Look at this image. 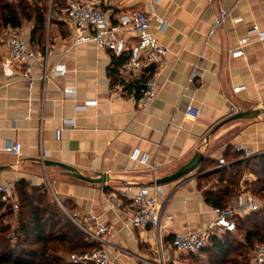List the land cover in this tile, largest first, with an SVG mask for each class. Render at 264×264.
I'll return each mask as SVG.
<instances>
[{
	"label": "crops",
	"instance_id": "0c3cea01",
	"mask_svg": "<svg viewBox=\"0 0 264 264\" xmlns=\"http://www.w3.org/2000/svg\"><path fill=\"white\" fill-rule=\"evenodd\" d=\"M69 1L57 0L56 8L50 6L45 39L32 41L33 25L29 22L20 28L37 55L49 46L45 82L42 64L34 68L33 85L10 77L20 68L10 60L7 41L11 28L0 34V182L26 180L32 186H47L72 212L97 216L100 223L110 226L105 234L107 248L118 264L154 263L160 250L168 264L240 261V253L246 250L243 236L231 238L238 231L228 234L215 228L213 238H229L233 245L218 248L212 241L197 254L177 252L172 241L176 234L210 229L217 208L207 203L205 191L217 183L218 170L229 168L232 156L238 155V162L250 159L238 148L251 149L255 154L251 158L264 154V41L251 31L253 26L264 31V0H81L105 10L113 22L124 13L139 10L155 13L168 23L167 30L161 32L153 21V33L166 47L167 56L158 77V96L145 110L129 98L112 97L117 83L125 84L126 96L138 95V80L120 73L119 59L127 57L116 58L94 43H75L78 32L65 18ZM221 10L228 18L212 33ZM247 35L251 40L244 47V56L233 58L232 52ZM119 36L128 47L138 38L132 29ZM58 66L65 69L64 74L55 72ZM145 76L146 72L141 78ZM240 86L245 89L235 93L234 88ZM88 99L99 103L78 110L77 106ZM190 105L201 111L199 117L186 116ZM249 109L263 113L255 119L230 120ZM64 119L75 124L64 128L58 140L56 129L62 127ZM14 142L20 145L21 156L4 150L6 144ZM135 148L150 154L157 179L177 172L196 151L205 155L196 171L157 189L162 203L169 198L164 209L174 217L168 231L158 233L130 222L134 213L131 195L154 184V172L131 159ZM41 157L70 165L89 177L106 174L107 186L77 179L60 167L44 166ZM220 158L228 165H220ZM208 160L216 161V166L210 164L201 172ZM209 178H214V183L207 188L204 181ZM256 179L246 171L238 195L228 207L243 209L246 194H252L245 182ZM129 189L128 195L125 192ZM239 213L240 219L247 215ZM252 256L250 250L249 264Z\"/></svg>",
	"mask_w": 264,
	"mask_h": 264
},
{
	"label": "built area",
	"instance_id": "2783aa9c",
	"mask_svg": "<svg viewBox=\"0 0 264 264\" xmlns=\"http://www.w3.org/2000/svg\"><path fill=\"white\" fill-rule=\"evenodd\" d=\"M52 3L53 0H50ZM65 18L68 24L78 32V37L75 43H94L98 48L111 52L114 57H127V60L122 64L120 73L123 77H134L138 80L140 93L126 96L125 84L117 83L114 86L113 98H129L136 102L141 110L147 109L158 96V77L166 63L167 49L162 45L158 37L153 33V21L159 24V30L165 32L168 28V23L161 16L155 13L148 14L143 11L134 10L120 15L116 22H113L109 14L97 7L96 5L81 1L71 0L68 2L65 10ZM228 13L221 10L219 15L215 16L212 33L220 28L227 20ZM238 19L236 22H239ZM132 29L137 34V41L131 46H127L125 39L119 36V33ZM252 32L257 34L260 41H264V31L258 26H253ZM250 36L247 35L241 39L240 46L232 52L233 58L244 56V47L250 43ZM9 47L10 60L18 70L11 73L13 79H21L29 85H33L36 77L34 76V68L37 64H42L44 73L42 81L47 79L46 63L50 54L49 46L46 45L44 52L37 55L35 50L30 46L25 38V33L22 29L11 28L7 41ZM56 73H65L63 67H56ZM146 72L145 78H141ZM245 89V86L234 88L237 93ZM97 99H88L82 105H78L77 109H86L87 107L97 106ZM201 111L190 105L187 108L186 116L190 119L199 117ZM74 120H63L62 127L56 129V138L61 139L62 132L66 127L74 126ZM4 150L7 153L21 156V147L18 143L6 144ZM238 152H242L245 158L255 156L254 152L249 148H238ZM131 159L137 161L141 165L147 166L154 172L153 185H145L131 195L134 213L131 218V224L134 227H149L151 230L161 233L168 231L170 223L174 217L167 213L164 205L169 201L165 197L162 203L158 197V187L155 184L156 167L150 163V154L135 148L131 154ZM41 162L44 163V158L41 157ZM220 165H228L225 158L219 159ZM16 191L15 183L0 182V200L7 202L14 199ZM130 189L125 192L129 195ZM54 199L60 204L65 212V207L60 202L58 195L51 189ZM116 207L115 201L112 203V208ZM261 208L259 200L253 194H246L245 206L238 210L230 207L216 209L217 216L212 223L210 229L206 232H190L186 234H176L172 241L174 249L179 253L197 254L205 250L211 245V237L215 228L224 232H236L237 218L239 212L243 211L247 214L257 211ZM68 213V212H67ZM73 222L87 235V237L103 248L89 250L83 253H74L69 259L73 263L81 264H118L117 259L112 257L107 245L108 241L105 234L110 231L108 224H102L98 221V217L92 213L81 216L78 212L69 214ZM19 233L13 235V241H17ZM149 264H168L162 250H160V258L157 262ZM251 264H264V243L258 242L253 248V256Z\"/></svg>",
	"mask_w": 264,
	"mask_h": 264
},
{
	"label": "trees",
	"instance_id": "16d2710c",
	"mask_svg": "<svg viewBox=\"0 0 264 264\" xmlns=\"http://www.w3.org/2000/svg\"><path fill=\"white\" fill-rule=\"evenodd\" d=\"M51 5L50 0H0V34L8 28L20 29L29 22L33 25L32 41H41L46 38L50 6L56 8L57 0H53ZM125 61L121 58L118 64ZM132 85L140 89L138 83L129 87ZM238 158V155L232 156L229 168L218 170L217 183L205 191L206 201L212 207H228L231 199L238 195L246 171L257 177L252 182H245L247 190L264 201V154L240 162L236 160ZM207 163L216 166V161L208 160L204 164ZM206 169L207 166L201 172ZM237 227L245 232L246 250H253L258 242L264 243V206L245 218H237ZM16 232L19 236L14 242ZM212 241L218 248L233 245L229 238L222 241L211 237ZM31 244L37 247H27ZM100 248L101 244L91 241L71 219L64 216L59 206L51 201L44 185L32 186L26 180H20L16 183L14 199L0 200V264H81L70 261V255ZM240 256L246 261L249 255L242 252ZM224 264L241 262L228 260Z\"/></svg>",
	"mask_w": 264,
	"mask_h": 264
},
{
	"label": "water",
	"instance_id": "95a60500",
	"mask_svg": "<svg viewBox=\"0 0 264 264\" xmlns=\"http://www.w3.org/2000/svg\"><path fill=\"white\" fill-rule=\"evenodd\" d=\"M262 113L263 111L261 109H249V110L240 111L234 114L230 120L255 119V118L260 117ZM217 130H218L217 127L213 129L207 136L206 140L209 141L210 138L215 134ZM204 159H205L204 153H202L200 150L196 151L192 159L188 163H186L184 166H182L177 172H175L172 175L157 179L155 181V184L164 185V184H168V183L180 180L181 178L196 171ZM44 166L60 167L61 169L65 170L69 175L77 179H80V180H83V181H86L92 184H101L103 187L107 186L108 176L103 173H99L94 177H89V176L82 174L79 170H77L76 168L70 165H66L64 163H60L56 161H49V160L44 161Z\"/></svg>",
	"mask_w": 264,
	"mask_h": 264
},
{
	"label": "rangeland",
	"instance_id": "374dc122",
	"mask_svg": "<svg viewBox=\"0 0 264 264\" xmlns=\"http://www.w3.org/2000/svg\"><path fill=\"white\" fill-rule=\"evenodd\" d=\"M50 5H51V2H50ZM208 167V166H210V164H204V165H202L201 166V169H203L204 167ZM213 183H214V178H209L208 180H205L204 181V185L207 187V188H209L210 186L212 187V185H213ZM47 187V186H46ZM47 190H48V193H49V197H50V199H51V201L52 202H54L55 204H57L58 206H59V208L61 209V211H62V213L64 214V216H66L67 218H69V219H71V217L69 216V214H72V209H71V207L69 206V205H64L65 207H66V209L68 210V213L67 212H65L64 210H63V208L60 206V204L54 199V197H53V195H52V193H51V191H50V189H49V187H47ZM257 198H258V200H259V202H260V204H261V208L264 206V201L260 198V197H258L257 196ZM6 220H8V219H6ZM71 221H73L72 219H71ZM238 232H236V233H234V234H232L231 235V238L232 239H234L235 237H242V236H244V231L242 230V229H238L237 230ZM37 247V245L36 244H31V245H27V247ZM242 252H244V250H242ZM245 252L247 253V255H249L248 253H250V250H245ZM240 262H241V264H248L249 263V256H248V259L245 261V259H244V257H242L241 259H240Z\"/></svg>",
	"mask_w": 264,
	"mask_h": 264
}]
</instances>
